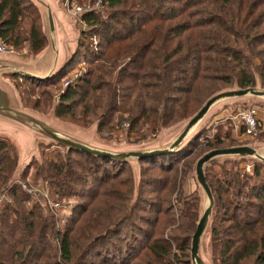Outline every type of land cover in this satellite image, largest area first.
<instances>
[{
  "label": "trees",
  "instance_id": "16d2710c",
  "mask_svg": "<svg viewBox=\"0 0 264 264\" xmlns=\"http://www.w3.org/2000/svg\"><path fill=\"white\" fill-rule=\"evenodd\" d=\"M99 4L80 15L77 51L55 78L41 82L11 77L25 107L45 113L54 106L62 121L82 128L98 122L100 134L126 125L127 135L134 133L137 140L186 118L188 104L207 83L217 86L208 95L232 84L254 87L255 74L264 86V0H100ZM0 43L16 51L26 48L29 55L45 48L40 15L30 0H0ZM80 65L86 68L55 96L52 89ZM216 138L215 146H226ZM188 151L141 161L133 201L127 164L73 151L41 164L33 160L20 178L36 165L37 175L48 182L54 196L77 195L90 201L77 206L73 211L77 217L70 216V225L61 231L37 205L20 213V202L29 196L12 185L17 151L0 138V194L6 190L17 206L0 207V264H172L178 256L171 254L169 240L178 241L180 255L188 256L197 195L185 197L178 222L174 216L160 218L172 208L166 205L162 211L161 202L149 196L174 191L176 177H169L176 175L174 167ZM230 164L229 169L220 167L219 177L216 164L206 172L216 208L212 264H264L260 174L264 166L255 165L249 175L237 163ZM127 169L131 177L120 180ZM156 171L168 176L161 178ZM148 211L157 216L143 215ZM168 227L172 234L167 238Z\"/></svg>",
  "mask_w": 264,
  "mask_h": 264
},
{
  "label": "water",
  "instance_id": "95a60500",
  "mask_svg": "<svg viewBox=\"0 0 264 264\" xmlns=\"http://www.w3.org/2000/svg\"><path fill=\"white\" fill-rule=\"evenodd\" d=\"M30 1L40 15L42 32L46 39L45 48L28 60L0 53V138L9 140L17 151L16 177L23 173L34 159L39 160L40 143L57 145L63 147L67 153L79 152L129 165L133 173L136 198L140 184L141 161L180 153L198 136L203 121L217 113L214 111L218 107H215L222 102L233 101V104L254 101L251 98L264 102V91L258 89L263 87L258 78H255L254 87L217 93L187 120L182 131L168 144L147 149H134L126 145L119 146L116 142L103 141L98 135V122L88 128H81L59 120L54 108L47 115L29 111L23 107L20 95L9 77L17 76L41 82L55 78L74 57L80 37L77 19L60 5V0ZM4 76H7V79H4ZM231 103L227 105H232ZM159 130L161 132L163 127ZM219 158L236 162L250 159L264 165L263 152L251 146L214 149L196 161L194 178L205 199V205L201 208L191 237V264H212L201 257L202 242L211 232L216 210L205 170L211 162ZM200 205L202 206L201 203Z\"/></svg>",
  "mask_w": 264,
  "mask_h": 264
},
{
  "label": "rangeland",
  "instance_id": "374dc122",
  "mask_svg": "<svg viewBox=\"0 0 264 264\" xmlns=\"http://www.w3.org/2000/svg\"><path fill=\"white\" fill-rule=\"evenodd\" d=\"M73 6L79 5L82 7L87 8L91 3H89V0L87 1H82L83 3H80L76 0L71 1ZM95 3V2H94ZM94 3L92 5H94ZM99 8V7H98ZM81 28V25L79 24L78 26ZM98 40L94 39L93 44H95ZM7 47V46H6ZM10 49V48H9ZM11 54H14V56H20V57H28V51L27 49H23L22 51H16L14 49H10ZM9 54V55H11ZM255 64L258 65L259 61L256 60ZM86 67L84 65L78 66L74 71H71L68 73L66 78H64L59 85H57L55 88L52 89V92L55 96L58 95L59 89H64L63 84L65 82L70 83L69 80H72V78L77 77L82 73V70H84ZM255 78H258V80L262 83L258 75L255 74ZM214 83H207L204 86H202L201 90L205 89V91L199 93L195 99V101H190L189 105V110H188V117L183 118L181 120L176 121L175 123L163 127V130L160 132V130L155 134L153 137L145 138V139H137L136 140V135L134 133H131L127 135L126 128L127 126L125 125V129L116 131L113 129H106V131H103V133H98L100 139L107 143H112L116 142L119 146L121 145H126L130 148L134 149H147V148H153L157 146H163L168 144L174 137H176L184 128L186 125V122L189 118H191L199 109L200 107L213 95L227 91V90H235V89H242L238 87L237 84H232L231 86L220 88L217 91L213 92L212 94L208 95L209 89H217L216 85H213ZM263 88H258L259 90L264 91V86L262 83ZM66 88V87H65ZM17 89V88H16ZM41 91V89H40ZM19 93V91H18ZM20 95V93H19ZM208 95V96H207ZM207 96V98H206ZM21 98V97H20ZM251 100L254 101H240V103H231L233 101H225L220 104H218L215 108H217L214 112L215 115L208 118L207 120L203 121L199 128V134L198 136L185 148L188 149L189 151L179 160L177 161V164L175 165L174 169L177 170L176 175H170L169 178H175L176 177V187L173 192H169L168 190L162 191L159 193V195H156V193L150 194L151 200L157 202L160 201L162 205V211H165L166 205L167 208L170 206L171 211L168 212V214L162 213V216L160 218H169L171 216H174L175 219L178 218L179 216V210H183V201L191 195H197L198 197V211H197V218L198 215L201 211V208L203 209L205 205V199L201 194V190L199 189V186L197 185L195 178H194V168H195V163L196 161L203 156L205 153L214 150V149H220V148H229V147H236V146H251L253 148L258 149L259 151L263 152L264 154V102L259 101V99H253ZM22 101V100H21ZM235 101V100H234ZM232 105H227L230 103ZM23 104V103H22ZM250 106V107H247ZM23 107L29 111L36 112L39 114L47 115L54 106L48 111V112H41L38 110H34L30 107ZM55 109V108H54ZM252 109L256 113V117L258 119V124H259V132L257 134L253 135H246L245 134V128L241 124V120L237 117L238 113L244 112L245 110ZM193 112V113H192ZM190 115V116H189ZM60 120V119H59ZM62 121V120H61ZM66 122V121H63ZM70 123V122H66ZM73 124V123H71ZM76 125V124H75ZM78 126V125H77ZM80 127V126H79ZM82 128V127H81ZM146 134V132H144ZM227 135V139H225ZM142 136V135H141ZM219 137L220 140L223 141V144L226 146L223 147H217L215 146V139L216 137ZM138 138V137H137ZM233 142V143H231ZM214 144V145H213ZM211 145V146H209ZM184 149V150H185ZM182 150V151H184ZM181 151V152H182ZM42 152V153H41ZM66 150L63 147L57 146V145H46L44 143L39 144V160L37 161L38 164H41L43 159H50V160H56V156L58 154L63 155L65 154ZM180 152V153H181ZM43 154V155H41ZM179 154V153H178ZM44 157V158H43ZM36 161V159H34ZM230 163H237L238 168L241 172H244L246 174H252L253 169L255 168V165L260 164L255 161H252L250 159H242L239 160L238 162L232 160V159H227V158H219L213 162H211L205 170V175L207 172L208 167L211 164H216L214 167V172L217 173V177L220 175V167L225 166V169H229L231 167ZM262 165V164H260ZM129 166V165H128ZM264 166V165H263ZM130 167V166H129ZM140 171H141V165L139 164ZM250 169V173L246 172V169ZM113 172L115 169H111ZM131 173L132 169L130 167ZM129 169L126 170V173L124 174L123 177H120V180H124L126 178L131 177L129 173ZM22 174V173H21ZM21 174L16 177L15 176V171H14V177L13 181H19L20 184L26 186V191H30L35 193V196H29L23 189L22 186L18 187L20 189V192L25 193L26 195L29 196L28 200L25 202H20V213H22L23 209L25 210H31V208L34 205L39 206L42 212V215L45 218H54L56 221L55 228L57 227L59 230L63 231L66 225H70V222L67 220L70 216H73L74 218L77 217V215L73 214L74 210H77V206L80 204H88L90 201L84 200L80 198L79 196H74V195H65L63 197H57L53 195V189L52 187L48 184L47 181H43V176L41 174L37 175V169L36 165L32 166L28 175L23 179L20 178ZM156 175L160 176L161 178H164L165 176H168L166 174H159L158 171L155 173ZM260 174L262 179H264V168L260 169ZM149 176L154 175L151 173ZM132 178H133V173H132ZM145 178H149L147 175ZM12 181V182H13ZM13 185V184H12ZM85 188V187H84ZM80 189H78L79 191ZM85 191V189H83ZM124 190V188H123ZM212 191V190H211ZM0 194V197L2 196L3 193ZM83 192V191H82ZM80 192L79 194H81ZM47 195L51 200L60 202L62 204V207L56 211L55 213L50 212V210L45 209V205L42 202V200L38 197L40 195ZM83 194V193H82ZM134 195V194H133ZM213 195V192H212ZM12 201L14 202L13 205H10L12 208H16V201L9 196ZM38 200H37V198ZM137 197V196H136ZM214 198V196H213ZM136 198L133 196V200ZM215 202V201H214ZM202 204V206L200 205ZM24 204V205H23ZM96 202H94L93 205L90 206V208H93L95 206ZM99 204V203H98ZM201 206V207H200ZM2 207V206H1ZM67 215H66V214ZM143 215L149 217L150 219H153L154 217L157 216L152 212H147L144 213ZM178 222V219L176 220ZM175 228V225L172 226V229ZM171 227H168V229L165 231L164 236L167 237L169 234H172L170 230H172ZM178 234V232H177ZM192 237V235H190ZM180 238H183V234H180ZM191 237L189 241V255L187 256H181L180 251L178 250V245L179 242L172 240L169 243L171 246V254L174 256H178V260H174L175 262L172 264H191V259H190V242H191ZM168 238V237H167ZM51 244L53 245L54 248H58L57 242L52 239ZM144 257V256H143ZM201 257L206 260V262L210 261L212 263V247H211V232L209 236H205L202 242V249H201ZM147 261V259H145ZM144 261V262H145ZM143 262V263H144Z\"/></svg>",
  "mask_w": 264,
  "mask_h": 264
},
{
  "label": "built area",
  "instance_id": "2783aa9c",
  "mask_svg": "<svg viewBox=\"0 0 264 264\" xmlns=\"http://www.w3.org/2000/svg\"><path fill=\"white\" fill-rule=\"evenodd\" d=\"M100 0H97L94 5H89L87 8L76 5L73 6L72 2L70 0H63V5L66 8V10L68 11V13H70L71 15H73L78 22V25H81V21H80V15L83 12L95 9L99 7ZM0 53L2 54H11L10 49L7 48L6 46H4L2 43H0ZM68 82H65L63 84V87H67L68 86ZM237 117L241 120V124L243 125V127L245 128V134L248 135H255L259 132V124H258V119L256 117V113L254 112V110L252 109H248L245 110L244 112L238 113ZM246 172L250 173V169L247 168ZM13 185H16L18 187H20V185L22 186V189L29 195V196H35V193L30 192V191H26V186L20 184L19 181L14 180L12 182ZM42 202L45 205V209L50 210V212L55 213L56 211H58L61 207L62 204L60 202L51 200V198H49L46 194L45 195H40L38 196ZM37 198V197H36ZM38 200V198H37ZM13 201L12 199L9 197L7 191L5 193L2 194V196L0 197V207L3 205H13ZM66 214V213H65ZM67 215V214H66Z\"/></svg>",
  "mask_w": 264,
  "mask_h": 264
},
{
  "label": "crops",
  "instance_id": "0c3cea01",
  "mask_svg": "<svg viewBox=\"0 0 264 264\" xmlns=\"http://www.w3.org/2000/svg\"><path fill=\"white\" fill-rule=\"evenodd\" d=\"M60 5H62L63 7H64V5H63V1L62 0H60ZM65 8V7H64ZM66 9V8H65ZM77 26H79V25H77ZM79 28V27H78ZM11 55H14V54H11ZM16 56V55H15ZM31 56H35V55H28V57H25V58H23V57H20V56H16V57H18V58H20V59H22V60H28ZM10 78V81L13 83V81H12V79H11V77H9ZM4 79H7V76H4ZM14 84V83H13ZM15 86V85H14ZM16 87V86H15ZM18 91V90H17Z\"/></svg>",
  "mask_w": 264,
  "mask_h": 264
}]
</instances>
